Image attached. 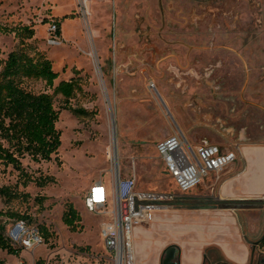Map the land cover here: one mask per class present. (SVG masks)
Listing matches in <instances>:
<instances>
[{
	"label": "rangeland",
	"instance_id": "1",
	"mask_svg": "<svg viewBox=\"0 0 264 264\" xmlns=\"http://www.w3.org/2000/svg\"><path fill=\"white\" fill-rule=\"evenodd\" d=\"M55 21L61 23V44L50 46ZM0 26H32L30 52L52 61L59 73L55 86L80 78L83 92L71 105L90 112L77 118L61 96L55 98L62 146L52 162L22 160L33 179L27 187L19 172L0 167V186L28 196L0 198L4 236L22 250L19 257L0 250V264H113L104 246L113 205L90 213L85 200L93 184L102 182L112 193L118 179L130 177L141 191L175 195L143 227L141 244L153 250L143 260L136 253L137 264H160L164 251L181 242L172 225L215 210L238 216L249 264L264 259L257 246L264 235V198L218 203L201 197L203 184L181 195L156 150L177 133L194 146H264V0H0ZM20 47L13 35L0 33L3 59ZM27 87L53 93L38 81ZM44 177L55 182L38 187L35 180ZM69 204L82 217L81 232L62 221ZM12 213L32 223L15 221ZM39 226L48 230V241ZM207 254L213 264L226 262L219 249Z\"/></svg>",
	"mask_w": 264,
	"mask_h": 264
},
{
	"label": "trees",
	"instance_id": "2",
	"mask_svg": "<svg viewBox=\"0 0 264 264\" xmlns=\"http://www.w3.org/2000/svg\"><path fill=\"white\" fill-rule=\"evenodd\" d=\"M55 22L60 34L61 23ZM0 33L13 35L21 46L10 53L7 59H3L0 54V167H12L19 172L27 187L33 179L25 171L22 160L28 157L37 164L52 162L62 146V135L57 129L60 112L55 108V98L61 96L64 109L77 118H85L90 112L71 105L76 95L83 92L81 79L74 78L55 86L59 73L54 70L52 61L40 52H30L32 46L27 41L36 36L32 26H0ZM31 81L44 83L53 93L32 92L27 87ZM35 181L38 187L44 188L54 183L55 179L44 177ZM21 197L28 196L20 195L10 187L0 186L1 199L13 202ZM9 216L18 222L32 223V219L25 214L12 213ZM62 221L72 232L83 230L82 217L72 204L68 205ZM39 229L41 239L48 241L51 237L48 230L44 226H39ZM3 231L4 228L0 226V250L19 257L22 250L15 248ZM260 248L264 249V241Z\"/></svg>",
	"mask_w": 264,
	"mask_h": 264
},
{
	"label": "built area",
	"instance_id": "3",
	"mask_svg": "<svg viewBox=\"0 0 264 264\" xmlns=\"http://www.w3.org/2000/svg\"><path fill=\"white\" fill-rule=\"evenodd\" d=\"M56 22L49 29L50 46L61 40ZM156 150L179 194L186 195L197 189L212 175L218 176L239 158L240 147L223 150L216 145L194 146L182 133L158 142ZM175 195L138 189L135 177L120 178L113 192L102 182L91 186L85 200L90 213L107 212L113 205V228L106 235L104 246L113 264H137L134 230L152 224L156 213L166 209ZM31 240L29 246L31 245ZM17 264H25L19 262Z\"/></svg>",
	"mask_w": 264,
	"mask_h": 264
},
{
	"label": "crops",
	"instance_id": "4",
	"mask_svg": "<svg viewBox=\"0 0 264 264\" xmlns=\"http://www.w3.org/2000/svg\"><path fill=\"white\" fill-rule=\"evenodd\" d=\"M203 185L201 197L214 198L218 203L245 202L264 198V146L241 145L238 161L211 182H204ZM209 193H213L214 196H210ZM159 213L155 214L153 222ZM222 213L215 210L208 216H204L202 220L186 221L181 218L178 226L171 227L178 232L177 238H180L181 242L177 243L179 246L168 247L164 253L174 248L179 264H213L207 254V251L213 248L219 249L226 261L215 264H249L251 255L241 240L238 216ZM144 232L143 227H136L134 230L135 250L142 260L150 256L153 250L152 246L141 244L139 237Z\"/></svg>",
	"mask_w": 264,
	"mask_h": 264
},
{
	"label": "flooded vegetation",
	"instance_id": "5",
	"mask_svg": "<svg viewBox=\"0 0 264 264\" xmlns=\"http://www.w3.org/2000/svg\"><path fill=\"white\" fill-rule=\"evenodd\" d=\"M263 241H264V235L262 236V239L257 243V246L258 247H261V244H262ZM168 258H172L173 259V262H176L177 263L178 257H177V253L174 250V248L168 249L164 253V255H163L162 259H161V263L163 264V262H165V260H167ZM263 260L259 261L257 264H263Z\"/></svg>",
	"mask_w": 264,
	"mask_h": 264
},
{
	"label": "water",
	"instance_id": "6",
	"mask_svg": "<svg viewBox=\"0 0 264 264\" xmlns=\"http://www.w3.org/2000/svg\"><path fill=\"white\" fill-rule=\"evenodd\" d=\"M163 264H179V263L173 262L172 258H168L167 260H165V262H163ZM263 264H264V260H263Z\"/></svg>",
	"mask_w": 264,
	"mask_h": 264
}]
</instances>
